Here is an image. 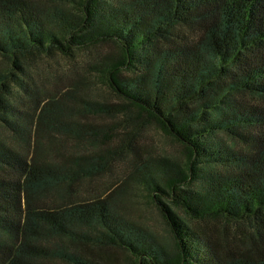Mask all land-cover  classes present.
I'll return each instance as SVG.
<instances>
[{
	"label": "trees",
	"instance_id": "16d2710c",
	"mask_svg": "<svg viewBox=\"0 0 264 264\" xmlns=\"http://www.w3.org/2000/svg\"><path fill=\"white\" fill-rule=\"evenodd\" d=\"M103 46L117 50L72 67L66 87L44 88L45 57L75 61ZM0 57V264H114L88 249L145 264L168 254L171 264H264V0H0ZM89 76L125 105L89 98ZM126 105L192 152L187 171L140 158L129 140L128 181L157 196L176 255L112 207L126 179L112 194L81 190L107 165L108 136L93 120L131 113ZM218 219L249 222L236 248L200 224Z\"/></svg>",
	"mask_w": 264,
	"mask_h": 264
},
{
	"label": "rangeland",
	"instance_id": "374dc122",
	"mask_svg": "<svg viewBox=\"0 0 264 264\" xmlns=\"http://www.w3.org/2000/svg\"><path fill=\"white\" fill-rule=\"evenodd\" d=\"M116 50L117 49L113 46H103L99 50L81 52L75 61H71L61 55L45 57L40 63L44 88L49 91H55L61 87H66V78L69 76L68 70L72 67L81 69L85 62L92 61L98 54L104 51ZM3 63L4 61L0 57V64ZM89 77L90 83L86 90L88 91L87 94L89 98L109 106L125 105V102L118 99L109 89L105 78ZM126 106L129 108L128 105ZM129 109H131V113L123 112V114L115 116L99 114L98 117H95L93 120L102 131L101 135L106 133L108 136L106 142L102 139V142L105 144L102 150H108L104 153L107 165L105 163L106 170H104L100 176L82 181L81 190L84 194L95 192L106 193L108 190V194H112L115 189L121 187L123 179L128 181V173L132 170L130 165L132 158L128 155V147L131 140V145H134L133 148L138 153L139 157L144 160H149L148 162H154V160L158 158H167L179 166L184 167L187 171L189 166L193 164L192 152L188 150L185 144L179 142L167 131L162 123L154 117L149 116L147 113L142 112L139 107H130ZM130 114L136 119V121L135 119L130 121V126L133 125L132 130L134 133H127L131 127L127 129L124 126L127 124L125 121L126 115L128 116ZM0 135L3 137L8 135L1 126ZM15 144H17V147L19 146L18 142ZM30 148L31 146L26 144L21 151L24 154H28L31 150ZM72 148L73 145L67 143L64 152L66 154H73ZM76 152L82 154V152L88 151L85 147H80ZM186 188H188V186ZM122 192L120 196L115 195L111 201L112 207L114 203V209L118 214L133 222V224L138 226L142 231L149 234L151 236L150 239L162 246L166 252L176 255L177 244L175 236L172 233L165 215L161 212L156 203L157 196L153 197V194L132 185L129 181L126 183L125 187L122 188ZM45 201L49 203L47 198ZM169 206L171 205L169 204ZM171 207L173 208V206ZM173 211L182 221L190 224L188 219L180 211L174 208ZM216 221H221V223L219 222L217 224L220 228L213 223L200 224L203 228H206V230L207 228L215 229L224 242H229L232 247L236 248L235 244L237 243V239L234 237V234L236 231L246 229L249 222L231 223L219 219ZM239 247H243L241 242ZM113 250H104L105 253H103L97 249H88L85 255L95 258H98L100 254L104 257H114V264H145L143 260L139 262V259L131 258L123 250ZM168 255L163 258L164 264H171L172 260Z\"/></svg>",
	"mask_w": 264,
	"mask_h": 264
}]
</instances>
